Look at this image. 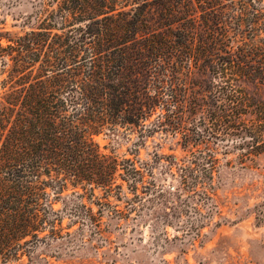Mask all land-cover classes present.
Here are the masks:
<instances>
[{"label":"trees","instance_id":"16d2710c","mask_svg":"<svg viewBox=\"0 0 264 264\" xmlns=\"http://www.w3.org/2000/svg\"><path fill=\"white\" fill-rule=\"evenodd\" d=\"M155 135L185 152L176 198L216 199L217 143L264 152V0H38L28 30L0 32V261L57 243L65 211L101 233L109 198L132 201L123 182L157 195L139 156ZM68 188L79 202L55 208Z\"/></svg>","mask_w":264,"mask_h":264},{"label":"rangeland","instance_id":"374dc122","mask_svg":"<svg viewBox=\"0 0 264 264\" xmlns=\"http://www.w3.org/2000/svg\"><path fill=\"white\" fill-rule=\"evenodd\" d=\"M37 1L0 0V32L13 36L28 30L34 22ZM96 139L102 148L114 145L103 135ZM119 142L123 145L116 147L124 153V141ZM236 142L216 144L220 161L212 184L217 197L211 201L188 192H182L179 198L172 195L180 183L179 170L171 157L181 158L185 152L171 138H149L139 156L152 170L157 195H143L141 184L135 188L123 182L120 192L132 201L109 198L111 207L104 209L100 219L101 233L86 217L76 218L65 211L57 239L62 244L38 241L35 245L33 238L32 244L18 251L19 257L0 264H264V152L248 155L242 149H232ZM228 148V156L221 155ZM76 190L84 191L68 188L55 208L65 202H79ZM134 192L144 198L134 199ZM101 193L95 189L94 196L83 201L96 211L98 205L91 202L107 201ZM132 202L138 206L135 212L128 210ZM214 202L218 213L213 210ZM166 205L175 206L179 213L165 211ZM112 208L123 211L126 219L117 218ZM184 225L194 227L185 230ZM199 228L201 235L196 236ZM44 233L48 231L39 233V237Z\"/></svg>","mask_w":264,"mask_h":264}]
</instances>
